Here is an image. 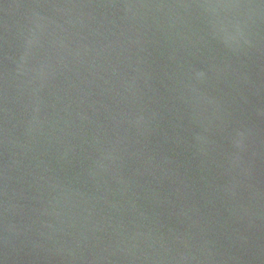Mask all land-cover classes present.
<instances>
[{
  "label": "water",
  "instance_id": "1",
  "mask_svg": "<svg viewBox=\"0 0 264 264\" xmlns=\"http://www.w3.org/2000/svg\"><path fill=\"white\" fill-rule=\"evenodd\" d=\"M0 264H264V0H0Z\"/></svg>",
  "mask_w": 264,
  "mask_h": 264
}]
</instances>
